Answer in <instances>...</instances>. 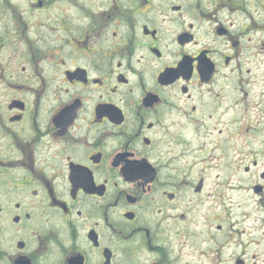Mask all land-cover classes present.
Listing matches in <instances>:
<instances>
[{
    "label": "flooded vegetation",
    "instance_id": "flooded-vegetation-1",
    "mask_svg": "<svg viewBox=\"0 0 264 264\" xmlns=\"http://www.w3.org/2000/svg\"><path fill=\"white\" fill-rule=\"evenodd\" d=\"M0 264H264V0H0Z\"/></svg>",
    "mask_w": 264,
    "mask_h": 264
}]
</instances>
